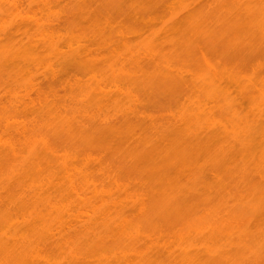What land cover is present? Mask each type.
I'll return each mask as SVG.
<instances>
[{"label":"rangeland","instance_id":"374dc122","mask_svg":"<svg viewBox=\"0 0 264 264\" xmlns=\"http://www.w3.org/2000/svg\"><path fill=\"white\" fill-rule=\"evenodd\" d=\"M20 46L0 65L4 237L50 223L38 264H264V0H0V50ZM194 120L215 132L188 144Z\"/></svg>","mask_w":264,"mask_h":264},{"label":"bare ground","instance_id":"6f19581e","mask_svg":"<svg viewBox=\"0 0 264 264\" xmlns=\"http://www.w3.org/2000/svg\"><path fill=\"white\" fill-rule=\"evenodd\" d=\"M50 43H52V42H50ZM22 47L23 48H21V46H20L21 50L22 49L23 50L24 49H27L26 46H25L26 48H24V46H22ZM9 49L6 48V49H3L2 51L0 50V65L1 64H4L6 62L15 63V61L20 60V58H21V60L23 58L26 59V57L28 55H30V54H27L26 55L25 52L27 50H25V51H23V50L22 51H19L20 50L19 49V46H18V49L19 50H9ZM27 59H31V57H29ZM71 63H72V65H78V66L80 65V66H84L85 68H88V69H91L92 68V65L86 59H83V58H80V57H77V56H74L73 57ZM192 124L194 126V129H193V127L192 128L191 127H188L187 128V132L184 135L186 137V139L188 138L186 140V143H188V144L189 143H192V142H195L194 144H198L201 141H203V139L207 138L209 135L214 134V132H215V129L212 126V124H210L208 122H199L197 120H194V121H192ZM250 125L251 124H247L244 127H242V129H240L238 132H233V134L238 138V141L239 142H242L244 140L243 143H246V142L250 141L251 138L256 134V130H254L255 127L250 126ZM262 157H264V155ZM262 157H261V163L258 165V170H259V174H263L264 175V158H262ZM36 160H37V157H36ZM38 216H40V215L38 214ZM47 222H48V220H47ZM42 223L44 224V222H42ZM28 225H30V226H29V228L26 231H21V229H15L16 230L15 231L13 229L14 227L11 228V230L13 229L14 231H11V230L8 231V233L6 235H9V237H4L3 236L4 234L0 233V234H2L1 237L3 236L2 238L0 237L1 238L0 239V244L2 243L1 245H3V248L0 249V250H1L2 253L4 252L3 255L5 256V259H3V260L8 262L6 264H38V258H40L41 255L39 253V256H38L37 253L39 252V250H41L42 248H44L46 245L49 244L45 240L46 234L48 232H50L49 234L52 235L53 233H52L51 230H54V229H52V227H51L52 225L50 223H49V225L46 226V222H45V225H43V226L37 224L38 226L36 228H35V223L33 224V222H29ZM39 228H41V229L39 230ZM11 232H13V233H11ZM261 232L264 233V229H262L261 231H259V233H261ZM17 234L18 235L20 234V235L17 236ZM23 234H24V236H23ZM260 235L263 236V237L260 236L261 238H263V240L262 239H260V240L264 241V234L262 235V233H261ZM2 239H3V241H2ZM1 245H0V248H1ZM235 246H236V244H235ZM204 247H206V246H204ZM252 250H254L253 252L256 254L257 249H252ZM246 251L244 253H246ZM214 252H213V254H215L216 257H218V256L221 255V254H218V256H217V252L218 251H214ZM249 252H252V251H249ZM182 253H183L182 257L185 259L184 261H186V259H188V257H187L186 254H188V252H186V250L183 249L182 250ZM213 254L210 253L209 255L211 256ZM248 255H249V253H248ZM258 256L259 255H257V257H254L253 256V258H256L258 261H260L261 258H259L260 256L259 257ZM216 257L212 256V258H215L216 259V260H214V262H216L217 260H219L218 258H221V257H218V258H216ZM236 257L240 259L241 255H240V257H238V255ZM236 257H235V259H236ZM139 258H140L139 260L138 259H135L136 261H138V263L135 262V261H133L134 262L133 264H135V263H137V264H150V262L148 263L147 258H145V257H139ZM245 258H246V261H248V259H250L248 257H245ZM210 260H211V262H213V259H210ZM222 260H219L217 262V264L218 263L220 264V262ZM236 260H238V259H236ZM236 260H234L235 262L232 261V260L231 261L226 260V261L227 262L229 261L230 263L232 262L231 264H240ZM242 260L245 261L244 258ZM253 260L252 261L254 263H256V260L255 259H253ZM187 261H189V260H187ZM224 261H222L221 264ZM126 262H129L130 263V261H128V260H125L124 261V263H126ZM188 263H190V261ZM191 263H192V261H191ZM241 263H242V261H241ZM251 263L252 262H250V264ZM254 263H252V264H254ZM201 264H204V263L202 262ZM214 264H216V263H214Z\"/></svg>","mask_w":264,"mask_h":264}]
</instances>
